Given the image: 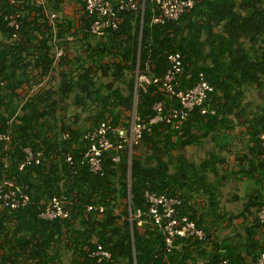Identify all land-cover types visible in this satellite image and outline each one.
Listing matches in <instances>:
<instances>
[{
    "label": "trees",
    "instance_id": "obj_1",
    "mask_svg": "<svg viewBox=\"0 0 264 264\" xmlns=\"http://www.w3.org/2000/svg\"><path fill=\"white\" fill-rule=\"evenodd\" d=\"M193 1L177 20L153 25L157 11L146 0L141 27L139 14L126 12L117 30L97 38L87 32L90 19L84 12L76 23L62 18L51 24L45 7L49 3L58 13L56 0L47 5L25 0L18 6L0 0V135L10 137V144L0 140V158L10 156L6 174L30 196L23 208H0V264H62L63 250L70 252L69 264H246V258L256 264L264 253V227L257 218L264 204V0ZM15 13L20 28L11 40L14 30L2 16ZM57 49L63 50L58 70ZM173 53L184 66L178 89L192 88L201 73L214 89L215 113L195 109L178 135L171 125L151 123L155 103L167 108L178 102L169 100L160 83L138 86L136 113L145 129L130 156L125 152L114 163L112 151L105 153L102 176L78 163L70 167L65 156L80 161L86 131L104 120L128 119L136 69L162 79ZM56 70L58 82L49 86ZM251 90L259 101H247ZM68 102L89 113L87 125H78L80 113L74 121L66 119ZM236 128L243 145L238 152L231 148ZM192 146L208 147L199 162L185 154ZM24 147L43 151V158L21 172ZM241 183L248 187L241 209L224 212L222 188L230 184L238 190ZM61 191L68 218L41 219L37 203ZM145 192L180 198L179 215L194 221L207 240L177 239L167 253L153 221L142 217L140 224L135 218L137 210L147 211ZM194 198H205L208 207L194 208ZM239 200L236 193L232 201ZM96 205L104 206L103 213L87 211ZM239 218L246 225L242 230L216 237ZM97 244L109 252V261L91 257Z\"/></svg>",
    "mask_w": 264,
    "mask_h": 264
},
{
    "label": "built area",
    "instance_id": "obj_2",
    "mask_svg": "<svg viewBox=\"0 0 264 264\" xmlns=\"http://www.w3.org/2000/svg\"><path fill=\"white\" fill-rule=\"evenodd\" d=\"M25 0H7L11 6H18ZM157 14L151 18V24L162 25L168 21L177 20L182 14L190 10L194 6L193 0H149ZM83 6V12L90 19L87 32L100 38L108 31H115L122 22L121 14L126 12H135L140 16V27L143 23L144 6L146 0H80ZM20 14L3 15L2 20L7 26L14 30L11 40H16L17 31L20 28ZM50 21L57 19L56 14L49 16ZM140 50V39L138 52ZM63 50L57 49L56 59L62 56ZM139 55L137 56V66L139 64ZM168 68L162 79L149 78L144 74H138L135 71V85L139 87L147 86L150 83H160L164 94L171 101L178 102L175 106L169 103L166 108L162 102H157L152 109L156 116L151 123L162 121L167 125H171L181 135V127L187 122L192 112L197 109L201 115L215 113L212 105L213 87L204 79L200 73L198 81L190 89L179 90L178 81L184 69L182 57L179 53L168 55ZM40 85V84H39ZM39 85L33 86L30 92L35 91ZM29 91L26 89V92ZM137 92V91H136ZM145 125L136 113V96L132 109L128 115V119H121L118 124H114L111 120H104L93 129L86 131L83 135V141L86 149L82 154L80 161H76L72 155L67 154L65 161L70 167H74L77 163L88 167L89 171L98 176L104 174L103 157L105 153L112 151L111 160L118 163L121 156L126 152L130 156L131 149L137 145L141 139V135ZM68 133L63 134V139H68ZM262 146L264 147V134L260 136ZM0 140H4L10 144L8 134L0 135ZM24 159L18 164V171L24 172L32 165H38L43 158V151H34L30 147L21 149ZM10 156L5 154L0 158V208H8L16 210L30 204V196L25 191L26 187L16 183L13 179L8 178L6 170L9 168ZM147 211L145 213L137 210L135 218L141 224V218L146 217L153 221V225L163 235L164 249L170 253L174 249L177 239H191L197 241H206V234L202 229L196 227L195 222L187 216L179 215V208L182 201L178 197H168L163 194L144 193ZM66 198L61 191L57 195L49 199H41L37 203L38 215L43 220L66 219L69 216L68 210L65 209ZM87 211H98L103 213L104 206H89ZM258 221L264 227V204L260 207L257 214ZM131 220V218H130ZM91 257L97 263L109 261L111 259L101 245H96L91 252ZM9 264V263H6ZM221 264H226L223 261ZM256 264H264V253L260 254Z\"/></svg>",
    "mask_w": 264,
    "mask_h": 264
},
{
    "label": "rangeland",
    "instance_id": "obj_3",
    "mask_svg": "<svg viewBox=\"0 0 264 264\" xmlns=\"http://www.w3.org/2000/svg\"><path fill=\"white\" fill-rule=\"evenodd\" d=\"M76 47H79V52H80V45H76ZM76 53L72 52L71 53V56H72V59H74V55ZM60 59V58H59ZM59 59H56V62H55V68H57L58 70V64H59ZM57 70L53 72V74L51 75V81H50V78L49 80L47 81V83L50 81V85L49 86H53L55 85L57 82H58V75H57ZM135 80H136V77H135ZM46 83V84H47ZM139 86H140V83H138ZM259 101V94L257 93H253V90H251L248 94H247V101ZM66 108H67V113H66V119L68 120H71V121H74V115L75 113H80V117L78 119V125L81 126V125H87V123L85 122L86 121V116L87 112H81L79 109V107H73L72 104L70 102L66 103ZM129 112L126 113V115L128 116ZM126 119V118H124ZM238 129V128H237ZM237 129L234 131V133L238 132ZM238 134L237 133L235 135V139L234 141L232 142V146L231 148L236 150V152H238L239 150H243L242 147L243 145L241 144V141H239V137H238ZM206 150H208V147L205 146L204 148H199L198 146H192V147H189L185 150V154L187 157H189L190 159H192L193 161H196V162H199L200 160H202L204 157H205V152ZM238 190H235L233 187H231L230 185L226 186L224 189H223V198H222V210L224 212H232V213H236L238 212V209L240 208V204L241 202L237 201V202H234L232 200H229L230 199V195L231 194H234L236 195V193H238V195H242L245 193L246 190H248V187L244 184H238ZM250 187V186H249ZM202 202H199V206H197V208H199V210L201 209V205ZM240 221H242L241 218H239ZM251 220H248L247 223H249ZM244 226H246L243 222H239L238 219H234L232 221V227H229V229H219L215 234H216V237H220V238H223L225 237L228 233H231L232 231L234 232V230H242L244 228ZM70 258H71V255H70V252L67 251V250H63L62 251V255H61V261H62V264H69L70 262Z\"/></svg>",
    "mask_w": 264,
    "mask_h": 264
},
{
    "label": "crops",
    "instance_id": "obj_4",
    "mask_svg": "<svg viewBox=\"0 0 264 264\" xmlns=\"http://www.w3.org/2000/svg\"><path fill=\"white\" fill-rule=\"evenodd\" d=\"M39 4H43V5H47V1L48 0H36ZM56 2H58L59 4H60V10L58 11V13L57 12H54V11H52L51 10V6L49 5V3H48V5L45 7V9H46V11H47V13L49 14V16L51 15V14H56L57 15V19L55 20V21H53V20H51L50 21V19H49V21H50V23L51 24H53L54 22H60V19H62V18H68V19H71V20H74L75 21V23L77 22V19L82 15V13H83V10H82V5H81V3H80V1L79 0H56ZM69 39H71V37H69ZM237 129V128H236ZM236 129H234L233 131H232V135L235 137V135L239 132V130L237 129V131L238 132H236V133H234V131L236 130ZM228 162H230V166L231 165H234L233 163H234V158H232V157H229V159H228ZM227 166H225L224 167V169L226 168ZM234 171H236L237 170V168L236 167H233L232 168ZM241 184H243V183H241ZM228 185H230V184H227L226 186H228ZM231 186V185H230ZM232 187V186H231ZM225 188V187H224ZM224 188H222V192H223V189ZM222 195H223V193H222ZM244 195L245 194H242V195H238V197H239V202H241V204L243 203V197H244ZM222 198H223V196H222ZM222 198L220 199V207H222L223 206V204H222ZM233 199H235V195L234 194H231L230 195V199L229 200H233ZM199 202H202V204L200 205L201 206V208H206V207H208L207 205H205L206 204V199L205 198H202L201 200H199V199H193V200H191V202H190V205L191 206H193L194 208H197V206H199ZM234 202H237V201H234ZM241 204H240V208L238 209V211L241 209ZM232 213V212H231ZM237 213V212H236ZM239 222H240V220H239ZM246 264H253L251 261H250V259H248V258H246Z\"/></svg>",
    "mask_w": 264,
    "mask_h": 264
},
{
    "label": "water",
    "instance_id": "obj_5",
    "mask_svg": "<svg viewBox=\"0 0 264 264\" xmlns=\"http://www.w3.org/2000/svg\"><path fill=\"white\" fill-rule=\"evenodd\" d=\"M136 91H137V86L135 85V87H134V95H133V103L135 101Z\"/></svg>",
    "mask_w": 264,
    "mask_h": 264
}]
</instances>
